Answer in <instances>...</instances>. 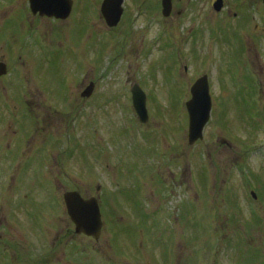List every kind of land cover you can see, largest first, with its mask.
<instances>
[{
	"label": "rangeland",
	"instance_id": "rangeland-1",
	"mask_svg": "<svg viewBox=\"0 0 264 264\" xmlns=\"http://www.w3.org/2000/svg\"><path fill=\"white\" fill-rule=\"evenodd\" d=\"M76 1L65 57L39 90L66 101L54 109L65 116L41 120L36 140L12 132V110H4L0 264H264L263 0H224L221 12L217 0H172L169 18L161 0H126L114 31L103 0ZM27 14L23 0H0V22ZM204 75L213 110L204 139L191 146L185 104ZM91 82L93 96L83 100ZM136 83L147 124L132 105ZM74 190L100 200L99 241L74 233L63 203ZM11 197L25 206L10 215L39 222L28 237L2 218ZM53 233L70 236L61 252L50 248Z\"/></svg>",
	"mask_w": 264,
	"mask_h": 264
},
{
	"label": "flooded vegetation",
	"instance_id": "flooded-vegetation-1",
	"mask_svg": "<svg viewBox=\"0 0 264 264\" xmlns=\"http://www.w3.org/2000/svg\"><path fill=\"white\" fill-rule=\"evenodd\" d=\"M23 2L28 5L31 16L28 14L25 18L14 16L13 20L8 17V19L3 18V23L0 22V67L5 71V75L0 76V124L5 120L4 110L8 107L13 113L11 126L17 127L12 132L17 131L22 137L35 136L37 140L36 125H42L41 120L63 116L54 109L60 111L65 102L61 99L55 100L52 96L46 99L39 90H48L51 66L57 61L60 63L65 57L60 48L63 29L69 19L78 14L79 6L77 1L73 0L70 16L67 19H54L39 14L34 15L30 10L29 0ZM3 27L10 32L2 29ZM54 28H57L56 32ZM11 33L12 37H9ZM22 114L25 115L23 118ZM5 217L9 222L8 229L21 234H30L39 223L36 218L23 224L16 217L8 215ZM19 228L23 229L16 230ZM67 232L70 233L71 230L68 229ZM51 237L53 244L50 248L55 251L61 252L63 247L69 244L68 242L64 245L65 241L62 239H70V236L66 238L64 233L61 235L53 233ZM88 239L93 241L92 238Z\"/></svg>",
	"mask_w": 264,
	"mask_h": 264
},
{
	"label": "water",
	"instance_id": "water-1",
	"mask_svg": "<svg viewBox=\"0 0 264 264\" xmlns=\"http://www.w3.org/2000/svg\"><path fill=\"white\" fill-rule=\"evenodd\" d=\"M264 1V0H263ZM124 0H104L101 13L106 24L113 28L118 26L123 15ZM72 0H30L33 14L67 19L72 11ZM163 15L169 17L172 14V0H163ZM217 12L223 8V0H218L214 5ZM5 71L0 67V76ZM94 85L92 84L84 93V97L92 95ZM133 103L142 123L149 120L147 110V97L142 89L135 85L132 89ZM192 99L187 103L190 116L189 144L194 145L204 139V130L211 119L212 97L208 76L199 79L191 89ZM225 143V141H223ZM253 196L256 198L255 194ZM68 214L76 225L77 234H86L96 240L100 238L102 231V215L98 201L95 198L85 200L78 192H68L64 195Z\"/></svg>",
	"mask_w": 264,
	"mask_h": 264
}]
</instances>
